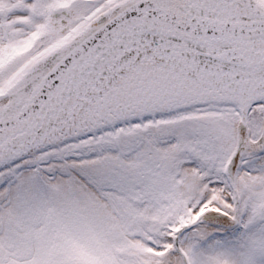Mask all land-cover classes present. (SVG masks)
<instances>
[{"label":"snow or ice","instance_id":"6c2138e0","mask_svg":"<svg viewBox=\"0 0 264 264\" xmlns=\"http://www.w3.org/2000/svg\"><path fill=\"white\" fill-rule=\"evenodd\" d=\"M0 264H264V0H0Z\"/></svg>","mask_w":264,"mask_h":264}]
</instances>
